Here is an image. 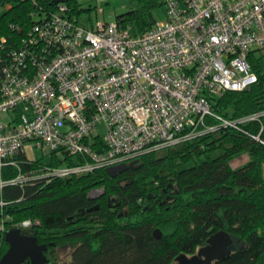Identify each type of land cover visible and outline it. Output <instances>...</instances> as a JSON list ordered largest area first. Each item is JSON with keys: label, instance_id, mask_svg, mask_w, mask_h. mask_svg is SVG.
Wrapping results in <instances>:
<instances>
[{"label": "built area", "instance_id": "built-area-1", "mask_svg": "<svg viewBox=\"0 0 264 264\" xmlns=\"http://www.w3.org/2000/svg\"><path fill=\"white\" fill-rule=\"evenodd\" d=\"M165 5V20L143 33L105 21L101 9L92 25L82 26L58 3L56 11L39 15L17 47L0 38V190L131 165L264 115L229 120L212 109L213 99L257 82L248 58L264 52V0ZM27 147L48 149L60 164L3 181L4 167L19 170L20 153L34 161ZM9 221H0V234L28 227Z\"/></svg>", "mask_w": 264, "mask_h": 264}, {"label": "trees", "instance_id": "trees-1", "mask_svg": "<svg viewBox=\"0 0 264 264\" xmlns=\"http://www.w3.org/2000/svg\"><path fill=\"white\" fill-rule=\"evenodd\" d=\"M64 1L69 17L77 19L84 11L79 0ZM132 2L116 21L123 28L134 24L138 33L155 24L153 12L165 5L164 0ZM56 9L54 0H0L5 47L18 46L34 15ZM248 61L257 82L213 99L217 116L237 120L264 112V52H252ZM244 154L249 161L232 168L231 161ZM15 160L19 170L4 167L3 181L60 164L54 155L48 164L24 153ZM132 165L115 177L102 168L67 179L7 184L0 190V221L9 217V224L34 229L50 264H176L178 256L195 255L219 231L244 246L211 264H264V115L142 155ZM7 249L0 234V258Z\"/></svg>", "mask_w": 264, "mask_h": 264}, {"label": "water", "instance_id": "water-1", "mask_svg": "<svg viewBox=\"0 0 264 264\" xmlns=\"http://www.w3.org/2000/svg\"><path fill=\"white\" fill-rule=\"evenodd\" d=\"M64 2V0H54L55 4ZM132 167V164H121L108 168L107 172L115 177ZM160 234L159 231L154 233L156 237H159ZM4 240L8 245V249L0 258V264H23L26 261L30 264H50L45 255L47 247L37 243L34 229H22L12 226L5 231ZM243 246L244 244L238 237L219 231L213 234L207 240V245L200 248L195 255L191 257L178 256L176 264H211L219 262Z\"/></svg>", "mask_w": 264, "mask_h": 264}, {"label": "rangeland", "instance_id": "rangeland-1", "mask_svg": "<svg viewBox=\"0 0 264 264\" xmlns=\"http://www.w3.org/2000/svg\"><path fill=\"white\" fill-rule=\"evenodd\" d=\"M166 1V0H164ZM81 9L84 11L77 16V21L82 26H90L96 20V10H102V18L109 22V21H116V17L122 15L133 8L132 0H79ZM90 9V11H85ZM167 16L166 5L162 6L159 9H156L153 12V17L156 22H161L165 20ZM41 17L36 15L33 20L38 21ZM129 30L132 34H136L137 29L134 24L129 25ZM2 38V37H0ZM3 119H8L9 115H4ZM26 154L31 159H39L42 158V162L44 164L50 163V153L48 149H37L35 148L32 152L29 147L26 148ZM69 259H67L68 261Z\"/></svg>", "mask_w": 264, "mask_h": 264}, {"label": "crops", "instance_id": "crops-1", "mask_svg": "<svg viewBox=\"0 0 264 264\" xmlns=\"http://www.w3.org/2000/svg\"><path fill=\"white\" fill-rule=\"evenodd\" d=\"M249 161V156L244 154L231 161L230 165L232 168H238L245 165ZM262 175L264 178V165L262 166Z\"/></svg>", "mask_w": 264, "mask_h": 264}, {"label": "flooded vegetation", "instance_id": "flooded-vegetation-1", "mask_svg": "<svg viewBox=\"0 0 264 264\" xmlns=\"http://www.w3.org/2000/svg\"><path fill=\"white\" fill-rule=\"evenodd\" d=\"M213 263H217V262H213Z\"/></svg>", "mask_w": 264, "mask_h": 264}]
</instances>
